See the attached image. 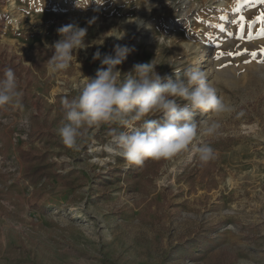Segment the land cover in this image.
I'll use <instances>...</instances> for the list:
<instances>
[{"label": "rangeland", "instance_id": "374dc122", "mask_svg": "<svg viewBox=\"0 0 264 264\" xmlns=\"http://www.w3.org/2000/svg\"><path fill=\"white\" fill-rule=\"evenodd\" d=\"M129 4L106 0L94 12L95 3L82 10L74 0H0V70L19 64L21 98L29 100L22 111L0 107V188H8L0 197V264H264V0ZM70 23L87 27L86 47L51 74L45 44ZM117 43L131 49L118 66L123 73L151 60L173 79L174 68L207 73L233 107L218 134L196 138L213 147L212 160L181 153L135 179L121 157L91 163L106 154L89 147L106 143L117 124L90 131L80 151L61 143L56 97L75 96L99 67L93 53H110ZM49 132L56 143L47 141ZM19 148L48 153L59 173L79 174L80 186L29 185Z\"/></svg>", "mask_w": 264, "mask_h": 264}, {"label": "clouds", "instance_id": "9594fccd", "mask_svg": "<svg viewBox=\"0 0 264 264\" xmlns=\"http://www.w3.org/2000/svg\"><path fill=\"white\" fill-rule=\"evenodd\" d=\"M106 0H74V6L87 10L95 3L99 12ZM119 0H112L118 3ZM130 5L129 0H124ZM98 17L93 16L88 25ZM59 39L45 44L51 51L47 70L56 74L66 70L74 52L85 48L87 27L77 23L56 29ZM122 39L123 36L117 37ZM131 49L126 44H115L110 53L97 49L93 61L100 62L94 77L79 87L71 98H63V117L57 129L61 143L68 149L80 151L88 133L105 124L114 123L108 140L102 146H90V152H103L104 158L93 156L91 163L105 165L114 157H121L127 166L143 167L145 161L172 159L181 153H189L204 164L215 156L208 143H197L199 135L214 136L221 128L220 118L233 111L209 81L207 73L195 66L173 69V75H161L153 60L136 63L132 70L123 73L118 67ZM22 92L14 70H3L0 76V107L20 104ZM201 114H211L215 119L197 122ZM162 183V181H159Z\"/></svg>", "mask_w": 264, "mask_h": 264}, {"label": "trees", "instance_id": "16d2710c", "mask_svg": "<svg viewBox=\"0 0 264 264\" xmlns=\"http://www.w3.org/2000/svg\"><path fill=\"white\" fill-rule=\"evenodd\" d=\"M34 63L36 64L37 62L34 61ZM8 67L14 70L16 76L20 74L19 64L7 63L5 64L4 69ZM4 69L0 70V76L3 75ZM65 97L69 98L67 94H59L56 97L57 109L59 110L61 114H63L62 107H61V101ZM10 106L13 107V105H10ZM16 107H17V110H20V111L28 108L29 107L28 98H21L20 104ZM40 120L41 118L37 114H34L31 116L32 125L38 126L39 129L44 126V125H41ZM113 128H117V127L112 126L110 129H113ZM55 138H56L55 135L49 132L47 141L51 144L52 143L54 144L56 143ZM18 154L22 162L21 175L23 179L29 185L37 186L42 181L44 184H46L47 182H51L54 179L70 187L71 189H76L77 187L80 186L79 174L76 172H71L67 175L59 173L55 169L54 162L50 160L48 153L38 151L35 148H29V149L19 148ZM166 160L167 159H162L159 161L147 160L145 161V164L143 165V167L131 166L128 170V174L132 178H135V179L154 175L156 174L158 170L161 169V167L164 165ZM6 193H8V188L5 186L1 187L0 197H2Z\"/></svg>", "mask_w": 264, "mask_h": 264}, {"label": "snow or ice", "instance_id": "6c2138e0", "mask_svg": "<svg viewBox=\"0 0 264 264\" xmlns=\"http://www.w3.org/2000/svg\"><path fill=\"white\" fill-rule=\"evenodd\" d=\"M241 19H243V18L241 17Z\"/></svg>", "mask_w": 264, "mask_h": 264}]
</instances>
